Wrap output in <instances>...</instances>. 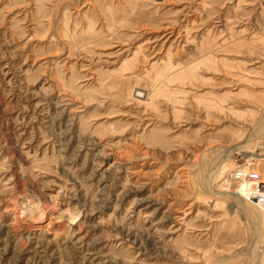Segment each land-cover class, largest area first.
I'll return each instance as SVG.
<instances>
[{"label": "rangeland", "instance_id": "374dc122", "mask_svg": "<svg viewBox=\"0 0 264 264\" xmlns=\"http://www.w3.org/2000/svg\"><path fill=\"white\" fill-rule=\"evenodd\" d=\"M243 185L264 0H0V264H264Z\"/></svg>", "mask_w": 264, "mask_h": 264}, {"label": "bare ground", "instance_id": "6f19581e", "mask_svg": "<svg viewBox=\"0 0 264 264\" xmlns=\"http://www.w3.org/2000/svg\"><path fill=\"white\" fill-rule=\"evenodd\" d=\"M242 170H246L245 168H243ZM229 176L230 177H232L233 179H236V177H234V174L232 173V175L231 174H229ZM230 182V179L229 178H227L226 179V183H229ZM242 182H250V183H253L254 181H246V179H243V181ZM256 184H259V185H261L262 183L261 182H259V181H256L255 182ZM242 192H245V194H246V197H247V199L246 200H250V197H256L257 198V202H250L253 206H255L256 208H259V210H263V212H264V187L263 186H259V188H258V190H253V191H251L250 189H248V187L245 185H243V188H242V190H241ZM245 197V198H246ZM245 198H244V200H245ZM239 200V199H238ZM243 206H245V205H243ZM246 208H247V205L245 206ZM258 216V215H257ZM75 219V218H74ZM73 221V220H72Z\"/></svg>", "mask_w": 264, "mask_h": 264}, {"label": "built area", "instance_id": "2783aa9c", "mask_svg": "<svg viewBox=\"0 0 264 264\" xmlns=\"http://www.w3.org/2000/svg\"><path fill=\"white\" fill-rule=\"evenodd\" d=\"M234 177L237 179H247V180H253V181H258L259 180V175L256 171L254 170H242V169H237L236 171L233 172Z\"/></svg>", "mask_w": 264, "mask_h": 264}]
</instances>
